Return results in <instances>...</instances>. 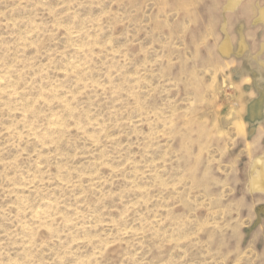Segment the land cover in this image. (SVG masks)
<instances>
[{"label": "rangeland", "instance_id": "obj_1", "mask_svg": "<svg viewBox=\"0 0 264 264\" xmlns=\"http://www.w3.org/2000/svg\"><path fill=\"white\" fill-rule=\"evenodd\" d=\"M231 2L0 0V264H264V0Z\"/></svg>", "mask_w": 264, "mask_h": 264}, {"label": "bare ground", "instance_id": "obj_2", "mask_svg": "<svg viewBox=\"0 0 264 264\" xmlns=\"http://www.w3.org/2000/svg\"><path fill=\"white\" fill-rule=\"evenodd\" d=\"M238 1H239V0H232L231 3H232V5H235L236 3H238ZM261 10H262V9H261ZM261 12H262V11H261ZM260 15H262L261 17H262V19L264 20V11L262 12V14L260 13ZM261 17H260V18H261ZM225 49H226V48L224 47V51H225ZM257 179H260V180H259V181H260L259 183H261V184L263 183V182H261V180H262L261 177H259V178H257ZM260 187H261V186H260Z\"/></svg>", "mask_w": 264, "mask_h": 264}]
</instances>
